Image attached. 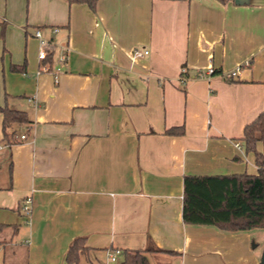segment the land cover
Listing matches in <instances>:
<instances>
[{
	"label": "crops",
	"instance_id": "0c3cea01",
	"mask_svg": "<svg viewBox=\"0 0 264 264\" xmlns=\"http://www.w3.org/2000/svg\"><path fill=\"white\" fill-rule=\"evenodd\" d=\"M2 28L0 107L30 122L8 141L0 113V264H71L80 236V264L150 242L172 252L149 264H263L252 230L182 210L185 175L257 173L242 137L264 110V0H0ZM37 29L56 43L52 72L38 73Z\"/></svg>",
	"mask_w": 264,
	"mask_h": 264
},
{
	"label": "trees",
	"instance_id": "16d2710c",
	"mask_svg": "<svg viewBox=\"0 0 264 264\" xmlns=\"http://www.w3.org/2000/svg\"><path fill=\"white\" fill-rule=\"evenodd\" d=\"M69 5L86 4L93 11L99 0H63ZM228 3L233 0H218ZM2 28L0 38L4 37ZM52 54L42 64L52 68ZM14 71H25V65L11 66ZM217 72V71H216ZM3 116L4 139L11 140L9 130L14 124L30 122L23 110L7 105L0 107ZM15 132V131H13ZM169 135L185 133V127L174 126L166 130ZM247 152H253L257 173H233L223 175H185L183 194V220L194 226H212L227 232H243L264 228V154L257 143L264 141V110L245 125L242 137ZM88 250L85 237H76L67 252L71 264H80L81 255ZM165 251L151 242L144 249H123L120 264H149L148 252Z\"/></svg>",
	"mask_w": 264,
	"mask_h": 264
},
{
	"label": "built area",
	"instance_id": "2783aa9c",
	"mask_svg": "<svg viewBox=\"0 0 264 264\" xmlns=\"http://www.w3.org/2000/svg\"><path fill=\"white\" fill-rule=\"evenodd\" d=\"M58 28L55 27L53 29V32L56 33L58 32ZM34 36L38 38L39 40V51H38V58L41 62H44L48 56L50 54L53 53V51L56 48V43L54 42V40L48 39L46 38L43 34L42 31L40 29H37L34 32ZM148 51H140V50H135L134 51V57H141L144 54H147ZM58 60L60 63H63L66 60V54L62 53L59 57ZM245 66L249 65L248 62L244 63ZM241 69V66H238L230 71H228L227 73L223 74L225 76V78L231 79V78H235L239 71ZM183 72H185V69H182ZM41 72H52V69L50 68V66L48 64H42L38 70V73ZM216 73V70L214 67H210L207 71L204 72H200L199 76L202 77H206V76H211L213 74ZM55 79L57 80V73L55 72ZM22 138H25V135H22ZM23 210L26 214H30L31 211V205H30V199H27L24 204H23ZM121 251L120 250H115L113 252L108 253V258L112 261H116L118 255H120Z\"/></svg>",
	"mask_w": 264,
	"mask_h": 264
},
{
	"label": "rangeland",
	"instance_id": "374dc122",
	"mask_svg": "<svg viewBox=\"0 0 264 264\" xmlns=\"http://www.w3.org/2000/svg\"><path fill=\"white\" fill-rule=\"evenodd\" d=\"M251 235L253 236L250 240V246H254V249L257 251H262V254L264 252V228H255L252 229ZM92 255L90 254V257ZM119 256L117 257L116 261L110 260L105 253L98 254V259H94V257H91L94 264H119ZM81 264H91L90 260L87 259V257H83L81 259Z\"/></svg>",
	"mask_w": 264,
	"mask_h": 264
},
{
	"label": "water",
	"instance_id": "95a60500",
	"mask_svg": "<svg viewBox=\"0 0 264 264\" xmlns=\"http://www.w3.org/2000/svg\"><path fill=\"white\" fill-rule=\"evenodd\" d=\"M262 263L264 264V252L262 254Z\"/></svg>",
	"mask_w": 264,
	"mask_h": 264
}]
</instances>
